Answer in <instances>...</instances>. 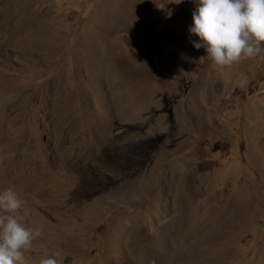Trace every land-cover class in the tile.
I'll return each mask as SVG.
<instances>
[{
  "label": "rangeland",
  "instance_id": "obj_1",
  "mask_svg": "<svg viewBox=\"0 0 264 264\" xmlns=\"http://www.w3.org/2000/svg\"><path fill=\"white\" fill-rule=\"evenodd\" d=\"M196 7L15 0L0 118L27 168L0 193L41 229L25 264H264V53L216 65Z\"/></svg>",
  "mask_w": 264,
  "mask_h": 264
},
{
  "label": "clouds",
  "instance_id": "obj_2",
  "mask_svg": "<svg viewBox=\"0 0 264 264\" xmlns=\"http://www.w3.org/2000/svg\"><path fill=\"white\" fill-rule=\"evenodd\" d=\"M188 28L192 46L204 48L216 65L231 66L264 53V0H197ZM20 201L12 190L0 193V264H25V253L41 235L13 215ZM39 264H59L57 254L39 258Z\"/></svg>",
  "mask_w": 264,
  "mask_h": 264
},
{
  "label": "bare ground",
  "instance_id": "obj_3",
  "mask_svg": "<svg viewBox=\"0 0 264 264\" xmlns=\"http://www.w3.org/2000/svg\"><path fill=\"white\" fill-rule=\"evenodd\" d=\"M15 0H4L0 8V44H5L9 35L12 34L16 26L20 25L18 19L14 16L16 11L12 12ZM19 10V9H18ZM8 93V88H3L0 95ZM4 102L7 100L3 96ZM8 107H4L2 118H0V184L9 187L16 180L23 181L27 168V161L24 147L12 143L9 134V127L5 120ZM254 264V263H253Z\"/></svg>",
  "mask_w": 264,
  "mask_h": 264
}]
</instances>
